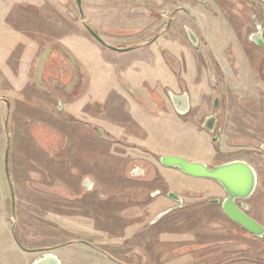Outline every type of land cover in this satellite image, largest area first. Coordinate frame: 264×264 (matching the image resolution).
Segmentation results:
<instances>
[{
  "label": "rangeland",
  "instance_id": "obj_1",
  "mask_svg": "<svg viewBox=\"0 0 264 264\" xmlns=\"http://www.w3.org/2000/svg\"><path fill=\"white\" fill-rule=\"evenodd\" d=\"M81 8L83 19L75 0H0V264L47 253L62 264H264V235L210 203L223 196L216 183L159 162L245 159L257 174L246 211L264 227V50L251 36L261 25L264 40V1ZM211 112L213 132L200 119Z\"/></svg>",
  "mask_w": 264,
  "mask_h": 264
},
{
  "label": "water",
  "instance_id": "obj_2",
  "mask_svg": "<svg viewBox=\"0 0 264 264\" xmlns=\"http://www.w3.org/2000/svg\"><path fill=\"white\" fill-rule=\"evenodd\" d=\"M264 1V0H263ZM78 10L81 16H83L82 9L80 7V0H77ZM89 33L100 43L106 45L112 50L124 51L125 49H119L106 44L89 26H86ZM256 36V37H255ZM252 40L260 45L262 43V36L258 30L256 34L252 36ZM8 105V103H7ZM6 124V123H5ZM8 149L5 151V173L6 178L11 191V198L13 199V194L11 190L10 177L8 175V163H7ZM159 162L162 166L174 168L179 170L181 173L193 177V178H205L217 181L221 187L226 192V197L221 202V207L223 212L232 221L239 224L242 228L248 231L250 234L256 237H263L264 227L255 221L253 218L245 214L235 203V200H247L254 192L256 188L257 178L254 169L245 163L244 161L234 160L226 163L219 164L215 167H208L206 164L190 161L182 156L175 155H161L159 157ZM168 197L181 202L180 197H178L174 192L169 191L167 193ZM219 200H211L210 203L216 204ZM244 209V204L241 205ZM247 207V206H246ZM159 214L157 216L160 217ZM11 216L14 217V203H11ZM12 234L14 235V228L12 227ZM16 242L17 239L15 238ZM21 247V246H20ZM33 264H62L60 259L52 254L47 253L38 257Z\"/></svg>",
  "mask_w": 264,
  "mask_h": 264
},
{
  "label": "flooded vegetation",
  "instance_id": "obj_3",
  "mask_svg": "<svg viewBox=\"0 0 264 264\" xmlns=\"http://www.w3.org/2000/svg\"><path fill=\"white\" fill-rule=\"evenodd\" d=\"M197 1H199V2H202L203 0H197ZM244 1H246V3L249 5L250 4V1L251 0H244ZM259 1H263V0H259ZM75 3H76V6H77V10H78V5H77V0H75ZM80 7H81V0H80ZM82 9V8H81ZM181 10H185L184 8H182ZM78 13H79V10H78ZM83 13V12H82ZM79 15H80V13H79ZM80 17H81V19H83V16H81L80 15ZM169 20V19H168ZM252 21H253V23H255V20L254 19H252ZM85 26V28H86V26L87 25H84ZM262 28V26L261 25H258L257 27H256V31H254L253 32V34L251 35V36H253L254 34H256L257 33V30H260V29ZM89 32V31H88ZM96 33V32H95ZM97 34V33H96ZM261 34H262V32H261ZM98 35V34H97ZM99 36V35H98ZM262 36V35H261ZM100 37V36H99ZM256 37V36H255ZM101 38V37H100ZM189 38H191V39H195L193 36H192V34L191 35H189ZM102 39V38H101ZM103 40V39H102ZM104 41V40H103ZM253 41V40H252ZM99 42V41H98ZM105 42V41H104ZM254 42V41H253ZM100 43V42H99ZM106 43V42H105ZM255 43V42H254ZM262 43L264 44V40H263V36H262ZM101 45H103V46H105V47H107L106 45H104V44H102V43H100ZM107 44V43H106ZM255 45L257 46V47H259V48H261V49H263L264 50V46L263 45H260V44H257V43H255ZM113 47V46H112ZM107 48H109V47H107ZM115 48H117V47H115ZM119 49H121V48H119ZM123 49H125V50H130L131 48H123ZM112 50V49H111ZM116 51V50H115ZM250 65H251V63H249ZM246 65H248V64H246ZM262 67L264 68V58H263V61H262ZM222 69H223V71H224V68L222 67ZM226 72L224 71V75L226 76V74H225ZM170 98H171V101L173 102V105L175 106V108L177 109V110H179V111H182V113H185V112H187V111H189V98H188V96H186L185 94H183V93H178V94H172V95H170ZM260 114V116L258 117V116H256V119H257V121H258V123H259V125L261 124V123H263L264 124V113L262 112V113H259ZM216 114H215V112H211L210 114H208V115H206V116H204V117H201L200 119H201V121L203 122L202 123V125H203V128L205 129V130H207V131H209V132H213L214 130L216 131L217 130V128H216V125H217V118H216V116H215ZM262 125V124H261ZM212 140H213V137L211 138ZM214 140H216V138L214 139ZM244 149H245V154H246V140H245V142H244ZM162 155H175V156H182V157H184V158H186V159H188L187 157H185V156H183V155H179V154H170V153H165V154H162ZM188 160H190V161H197V162H201V163H204V164H206L208 167H215V166H217V165H219V164H222V163H226V162H230V161H226V162H219V163H217V164H215V165H209L208 163H206L205 161H203V160H191V159H188ZM235 160H240V161H244L245 163H247L246 162V160L244 159H235ZM231 161H234V160H231ZM248 164V163H247ZM248 165H250V164H248ZM251 166V165H250ZM252 167V166H251ZM253 168V167H252ZM254 169V168H253ZM255 171V170H254ZM255 173H256V171H255ZM185 175V174H184ZM187 176V175H186ZM190 177V176H189ZM193 178V177H192ZM256 178H257V174H256ZM197 179H205V178H197ZM208 180H210V179H208ZM210 181H213L214 183H216L218 186H219V189H221V192L223 193V196L220 198V197H217L215 200H219V202H217L216 204H218V205H220V208H221V210H222V207H221V202H222V200L227 196L226 195V192L224 191V189L221 187V185L217 182V181H215V180H210ZM179 197V196H178ZM251 197V196H250ZM249 197V198H250ZM218 198H220V199H218ZM181 199V198H180ZM182 200V199H181ZM214 200V199H213ZM235 203H236V205L238 206V208H240L245 214H247L248 216H250L248 213H247V211H246V199L245 200H235ZM244 204V209H242V207H241V205H243ZM222 212H223V210H222ZM224 213V212H223ZM224 215L226 216V214L224 213ZM226 217H228V216H226ZM251 217V216H250ZM229 218V217H228ZM251 218H253V217H251ZM230 219V218H229ZM254 219V218H253ZM231 220V219H230ZM255 220V219H254ZM232 221V220H231ZM255 221H257V220H255ZM232 222H234V221H232ZM258 222V221H257ZM235 223V222H234ZM259 223V222H258ZM235 224H237V223H235ZM260 224V223H259ZM237 225H239V224H237ZM262 225V224H261ZM240 226V225H239ZM244 229V228H243ZM245 230V229H244ZM246 231V230H245ZM248 232V231H247Z\"/></svg>",
  "mask_w": 264,
  "mask_h": 264
}]
</instances>
